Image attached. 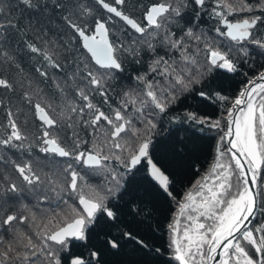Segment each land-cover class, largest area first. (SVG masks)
Here are the masks:
<instances>
[{
    "label": "snow or ice",
    "instance_id": "1",
    "mask_svg": "<svg viewBox=\"0 0 264 264\" xmlns=\"http://www.w3.org/2000/svg\"><path fill=\"white\" fill-rule=\"evenodd\" d=\"M261 30L264 0H0V264H102L71 250L101 218L106 251L162 255L123 219L153 217L130 191L141 168L177 206L175 264H264V64L234 95L211 89L264 57ZM192 93L221 117L173 115ZM165 118L219 133L180 200L152 154Z\"/></svg>",
    "mask_w": 264,
    "mask_h": 264
},
{
    "label": "trees",
    "instance_id": "2",
    "mask_svg": "<svg viewBox=\"0 0 264 264\" xmlns=\"http://www.w3.org/2000/svg\"><path fill=\"white\" fill-rule=\"evenodd\" d=\"M259 35H264V30H261ZM262 64L264 57L258 56L253 51L247 62L241 65L240 73L216 72L211 79V89H222L224 93L234 95L241 87V81L245 79L242 74L248 73L251 76L255 71L261 70ZM185 111H192L201 116L207 115L213 119L223 114L219 103L214 100H202L195 93L188 95L178 104L172 114L182 117ZM215 146L216 136L207 125L201 128L196 124L169 122L165 118L164 125L158 129L154 137L152 154L158 165L170 175L173 181L171 190L177 200L181 199L185 190L208 166L213 158ZM179 148H183V152L178 153ZM134 175L135 178L130 181V191L138 198L151 201V207L154 209L153 217L147 224H139L127 215L123 219L127 228L147 238L150 247L161 248L162 255L146 254L145 251L137 249L132 241L126 239L121 240L122 247L118 252L106 251L101 240L109 229L102 218L92 227L88 241H72L73 252H84L87 255L89 249H100L102 264H175L166 246L169 239L167 225L176 204L153 184L144 168ZM127 199L126 194L124 199L118 202L122 211H126ZM261 218L262 215L257 213L253 223L259 222Z\"/></svg>",
    "mask_w": 264,
    "mask_h": 264
},
{
    "label": "rangeland",
    "instance_id": "3",
    "mask_svg": "<svg viewBox=\"0 0 264 264\" xmlns=\"http://www.w3.org/2000/svg\"><path fill=\"white\" fill-rule=\"evenodd\" d=\"M220 118V117H219ZM213 132H214V134H215V136H216V143H217V141H218V139H219V133L216 131V130H213ZM213 159V158H212ZM212 159H211V161H212ZM211 161H210V163H211ZM209 163V164H210ZM209 164H208V166H209ZM208 166L205 168V170L208 168ZM205 170L201 173V174H199L196 178H195V180L192 182V184L197 180V179H199L200 178V176L205 172ZM191 184V185H192ZM191 185L186 189V190H188L190 187H191ZM185 190V191H186ZM180 200V199H179ZM176 206V205H175ZM178 211V209H177V206L175 207V209H174V212H173V215L176 213ZM173 215H172V217H173ZM259 215H261L260 213H259ZM171 217V218H172ZM259 222H264V216H262V218H261V220L259 221ZM183 223V222H182ZM169 234V233H168Z\"/></svg>",
    "mask_w": 264,
    "mask_h": 264
},
{
    "label": "flooded vegetation",
    "instance_id": "4",
    "mask_svg": "<svg viewBox=\"0 0 264 264\" xmlns=\"http://www.w3.org/2000/svg\"><path fill=\"white\" fill-rule=\"evenodd\" d=\"M144 2L147 3L148 0H144ZM130 6H131V5H129V7H130ZM90 182L93 183V184H95V183H99V180H98V179H97V180H91Z\"/></svg>",
    "mask_w": 264,
    "mask_h": 264
},
{
    "label": "water",
    "instance_id": "5",
    "mask_svg": "<svg viewBox=\"0 0 264 264\" xmlns=\"http://www.w3.org/2000/svg\"><path fill=\"white\" fill-rule=\"evenodd\" d=\"M146 174H147V171H146ZM148 175V174H147ZM149 177V176H148ZM150 178V177H149Z\"/></svg>",
    "mask_w": 264,
    "mask_h": 264
}]
</instances>
